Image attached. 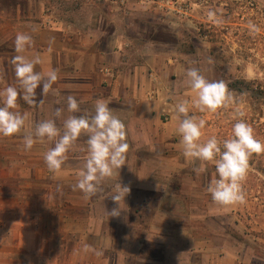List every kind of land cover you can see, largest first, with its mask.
Here are the masks:
<instances>
[{
	"label": "crops",
	"instance_id": "0c3cea01",
	"mask_svg": "<svg viewBox=\"0 0 264 264\" xmlns=\"http://www.w3.org/2000/svg\"><path fill=\"white\" fill-rule=\"evenodd\" d=\"M124 1L0 0V88L16 81L11 57L17 32L32 35L23 54L41 56L36 70L54 68L58 74L55 91L41 96L37 89L36 104L18 96L17 110L29 114L26 127L66 107L69 94L89 111L103 99L124 122L129 144L125 164L87 198L73 188L86 136L69 149L56 173L43 159L52 141H37L23 155L9 153V163L28 161L35 175L42 171L51 181L43 204L28 208L43 211L41 216L2 224L0 245L6 249H0V264H223V206L205 199L206 188L191 186L192 193L202 191L197 200L172 184L196 173L190 159L180 170L185 158L179 155L174 111L181 97L177 82L195 64L181 61L164 35L188 14L174 10L173 3L193 1ZM23 134L0 136V144L9 140L23 148ZM118 182L130 192L120 202V215L108 216L106 210L117 207L111 195Z\"/></svg>",
	"mask_w": 264,
	"mask_h": 264
},
{
	"label": "rangeland",
	"instance_id": "374dc122",
	"mask_svg": "<svg viewBox=\"0 0 264 264\" xmlns=\"http://www.w3.org/2000/svg\"><path fill=\"white\" fill-rule=\"evenodd\" d=\"M192 1L195 16L182 13V18H177L174 28L166 30L164 36L172 39L170 47L181 61L189 59L208 79L222 80L232 96L231 103L225 107L196 113L206 121L201 139L211 135L226 138L234 119L238 118V110L243 112V117L239 118L245 119L254 135L264 142V0ZM190 4L179 2L174 10L186 11ZM177 90L180 98L193 95L186 77L177 82ZM4 141L0 144V232L3 234L6 226L1 229L2 224L7 225L8 218H14L21 225L43 214V211L33 213L28 208L43 204L44 187L51 181L42 171L35 175L33 164L28 161L9 163L7 155L14 150L23 155V148ZM167 153L165 150L164 154ZM179 155L185 158L183 152ZM187 163L185 158L180 170L186 169ZM214 174V165L206 163L204 171L195 173L193 178L180 175L172 184L176 188L184 187L188 196L194 195L199 200L202 191L196 189L192 193L191 186L206 188ZM242 184L245 201L223 206V264H264V152L249 156ZM210 197V194L205 195L207 200ZM12 203L16 205L14 209ZM0 249H6V245H0Z\"/></svg>",
	"mask_w": 264,
	"mask_h": 264
},
{
	"label": "clouds",
	"instance_id": "9594fccd",
	"mask_svg": "<svg viewBox=\"0 0 264 264\" xmlns=\"http://www.w3.org/2000/svg\"><path fill=\"white\" fill-rule=\"evenodd\" d=\"M31 43L30 33H16L13 41L16 55L11 57L16 81L0 88V136H11L23 130L22 146L26 151L37 141H52L53 146L47 148L43 159L53 173L61 169L67 152L78 138L86 136L84 155L73 188L79 189L87 198L98 191L102 180L112 177L125 164L129 148L126 126L105 100L96 99L89 111L80 108L83 100L69 94L65 98L66 107H55L48 118L27 128L29 114L17 110L18 96L29 105L36 104L37 89H40L41 96L50 90L55 91L53 84L58 79L54 68L36 70L35 66L42 63L40 55L29 58L23 54ZM51 44L52 40H49V50ZM185 77L193 95L180 98L174 104L176 131L183 155L186 159L199 162L193 168L197 174L204 171L206 163L214 165L215 174L206 187L213 203L220 206L243 203L246 193L242 182L247 173L248 158L253 153L264 152V142L254 135L245 119L239 118L243 117V112L238 110V118L234 119L231 133L226 138L211 135L202 140L206 121L196 113L214 112L225 107L231 103L232 96L222 80L208 79L197 67H188ZM129 192L127 185L120 182L114 185L111 199L117 207L110 212L105 209L108 216L120 215V202Z\"/></svg>",
	"mask_w": 264,
	"mask_h": 264
},
{
	"label": "flooded vegetation",
	"instance_id": "af4514ba",
	"mask_svg": "<svg viewBox=\"0 0 264 264\" xmlns=\"http://www.w3.org/2000/svg\"><path fill=\"white\" fill-rule=\"evenodd\" d=\"M192 3L190 4V7H189V9H188V14L190 15V16H195L194 15V12H195V9H193L192 8ZM182 12H184V11H182ZM187 13V12H186ZM194 38H196V36H194Z\"/></svg>",
	"mask_w": 264,
	"mask_h": 264
},
{
	"label": "built area",
	"instance_id": "2783aa9c",
	"mask_svg": "<svg viewBox=\"0 0 264 264\" xmlns=\"http://www.w3.org/2000/svg\"><path fill=\"white\" fill-rule=\"evenodd\" d=\"M116 1H117L118 3H121V4H126V2H125L124 0H122V1H121V0H116ZM175 2H176V1H175ZM175 2H174L173 4H176V6H177V3H175Z\"/></svg>",
	"mask_w": 264,
	"mask_h": 264
}]
</instances>
